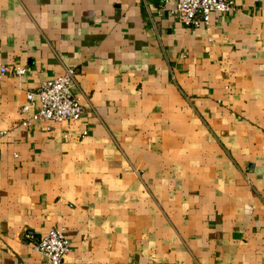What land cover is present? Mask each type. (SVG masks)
<instances>
[{"label": "crops", "instance_id": "crops-1", "mask_svg": "<svg viewBox=\"0 0 264 264\" xmlns=\"http://www.w3.org/2000/svg\"><path fill=\"white\" fill-rule=\"evenodd\" d=\"M232 1L0 0V264L53 228L61 264H264V0ZM65 68L80 119L21 126Z\"/></svg>", "mask_w": 264, "mask_h": 264}, {"label": "built area", "instance_id": "built-area-1", "mask_svg": "<svg viewBox=\"0 0 264 264\" xmlns=\"http://www.w3.org/2000/svg\"><path fill=\"white\" fill-rule=\"evenodd\" d=\"M173 14L186 28L209 27L214 14H228L234 9L232 0H175ZM27 69L15 67L13 73L22 76ZM6 68H0V78L6 74ZM76 72L65 68L60 75L42 82L35 92L26 94V102L20 111L26 115L21 126L28 127L33 122L77 121L84 107L74 96ZM37 106L35 112L31 108ZM32 248L44 256L48 264H61L70 249V243L62 228L50 229L41 239L32 243Z\"/></svg>", "mask_w": 264, "mask_h": 264}]
</instances>
